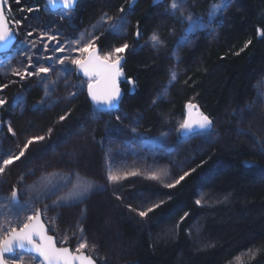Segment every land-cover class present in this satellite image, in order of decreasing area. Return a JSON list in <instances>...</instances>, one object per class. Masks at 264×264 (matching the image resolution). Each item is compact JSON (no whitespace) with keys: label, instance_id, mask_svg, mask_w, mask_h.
Segmentation results:
<instances>
[{"label":"trees","instance_id":"1","mask_svg":"<svg viewBox=\"0 0 264 264\" xmlns=\"http://www.w3.org/2000/svg\"><path fill=\"white\" fill-rule=\"evenodd\" d=\"M217 2L187 0L184 7L204 14ZM227 2L220 17L214 19V32L198 28L184 41H180L186 26L181 9L172 14L167 7L163 12L157 0H79L74 26L68 27L77 37H99L95 44L101 54L127 44L120 54L126 56L122 109L127 116L138 117L139 128L147 133H160L166 127L177 133L189 101L197 103L214 124L233 121L234 111L254 99L256 84L264 76V36L260 35L264 0ZM5 3L16 34L22 23L49 17L45 0ZM106 16L113 19L101 23ZM121 18L123 29L110 31L109 24ZM12 19L22 23L12 24ZM154 33L162 41L160 45L143 42ZM75 56L81 54L77 51ZM174 67L177 79L161 95ZM52 70L64 72L59 77L51 72L61 99L49 100V92L46 96L34 76L21 79L12 70L0 71V86L7 85L2 87L7 103L0 107L3 132H7L4 139L21 150L32 137H45L29 146L24 157L1 176L10 189L17 186L22 192V181L35 173L36 178L47 170L66 175L53 183V190L44 188L34 205L42 209L59 241L67 237V244L75 247L82 228L89 246L104 252L106 264H264V145L257 147L250 138L238 139L230 127L223 141L192 151L190 174L175 187H159L139 177L114 185L108 179L102 147L105 118L88 98V80L75 66H54ZM70 92L76 95L69 96ZM61 116L66 119L61 121ZM257 120L264 131V120ZM7 122L14 136L8 132ZM179 135L185 137L182 132ZM84 179L93 186L86 194L67 190L72 184H83ZM66 195L73 198L54 203ZM154 204L160 207L147 217L138 215ZM49 206L54 222H49V210L46 213ZM257 249L259 253L252 259Z\"/></svg>","mask_w":264,"mask_h":264},{"label":"rangeland","instance_id":"2","mask_svg":"<svg viewBox=\"0 0 264 264\" xmlns=\"http://www.w3.org/2000/svg\"><path fill=\"white\" fill-rule=\"evenodd\" d=\"M171 0H165L163 3H160V9L165 12V9L168 7ZM228 0H225V4L227 5ZM227 2V3H226ZM187 0H184V5L181 8V18L186 23L184 27V31L180 36V41H184L188 39L194 31H189V24L185 21V17L191 15L193 19L198 17L203 19V23L205 27L203 29L212 30L214 32V20L211 23L208 22L207 13H201L193 8H187L186 6ZM48 9V7L46 6ZM224 10V9H223ZM209 11V10H208ZM223 12V11H222ZM221 12V13H222ZM221 13L217 16L220 17ZM47 14H49L48 18H43V21H33L29 20L26 23H22V30L19 31L17 35V42L13 46L10 52L6 54L0 55V71L4 70H23L28 65L27 56L30 55L33 58V64L43 63L45 66L53 63L52 61L39 60L37 61V55L40 56H65L71 55L75 56L77 51H71L70 41H75L80 38L77 37V34L74 30L69 29L68 26H74L75 23V13L74 10H60L58 12H51L49 9L47 10ZM37 20L40 19L39 16H35ZM216 19V18H215ZM198 29V28H197ZM196 29V30H197ZM195 30V31H196ZM31 32L32 35H28ZM41 33H44V36H41ZM56 37V39H49V37ZM152 37V36H151ZM87 38L85 37V40ZM149 41L150 44L151 38L143 41L144 43ZM45 45H47V51H45ZM153 45V44H152ZM76 45H74L75 47ZM64 47L65 52H55L54 50ZM125 52V51H124ZM123 52V53H124ZM75 53V54H74ZM107 53V52H106ZM27 54V55H26ZM105 53H102L103 55ZM59 67L62 69H68L72 65L68 62H65L64 65L54 64L53 67ZM29 71L31 69L29 68ZM172 72L176 73L175 67L171 69ZM52 72H57V76L64 75L62 70H56ZM50 80H55L54 74H50ZM67 76L68 73L65 72ZM49 76V75H48ZM38 78L40 84L44 86V83L47 82V78ZM48 85V84H47ZM49 100L56 98L61 99L58 94L55 93L56 84L52 85L49 83ZM3 88H0V99H3ZM55 99V100H56ZM63 99V98H62ZM48 103V102H46ZM234 119L233 121L227 122L225 125L222 123H215L211 130L205 131L201 134H184L185 137H180L179 132L176 133L177 130H174L171 127H166V129L160 133H147L141 130L140 127V119L138 117L127 116V113L120 106L117 110L111 111H101V117L105 118L104 126L105 128V136L102 141L103 153H104V161L107 168L113 172H137V175H129L127 178L121 179L119 182H115L114 185L118 183H131L134 178H143L149 179L153 182H156L159 187H166L165 185L168 183H174L176 179H178L179 175L184 174L190 168V158L192 156L193 150H200L202 148L211 147L213 144L217 142H221L226 138V134L231 131L230 127H232V131L234 135L238 139L242 138H250L257 147H262L264 145V134L262 128L258 126V118L264 120V76L256 84V92L254 99L243 106L234 111L233 113ZM100 116L99 114L97 115ZM119 116L120 119L117 120L116 117ZM124 118H128V121L125 122ZM256 118V119H255ZM10 123L7 122V127ZM224 125V126H223ZM135 129V132L132 131ZM179 129V128H178ZM264 130V129H263ZM183 133V132H182ZM7 132H3L1 134L0 139V159H6L9 154H18L20 149L13 147L9 139L5 140V135ZM57 147H59L56 144ZM43 169H49L47 167ZM174 170L178 171V174L174 173ZM155 172L161 175L160 180L150 179V175ZM66 176L63 172L56 171H42L39 173L38 178H36V173L31 175L30 177L24 179L22 181V192H20V205H35L37 201L38 194L42 192L44 188L49 190H53V183L57 181H62V177ZM34 178V179H31ZM78 182H83L79 177L75 178ZM85 181L88 179H84V183H79L80 187H73V184L68 186L67 190L69 192L80 193L81 189L87 185ZM38 182H41L37 185ZM7 182L3 179L0 174V206L7 203L5 198L10 197V193L12 189H10ZM20 190V189H19ZM26 192V194H25ZM28 192V193H27ZM55 204L53 203L54 206ZM53 208L49 206V209L46 210V213L49 210V222L50 219L52 222L53 219L50 216ZM17 209L14 208L13 212H16ZM4 209L0 207V219L3 218L2 213ZM53 212V211H52ZM55 213L53 212V216ZM48 216V215H47ZM11 218V214L9 215ZM88 251L94 253L96 258L100 261L101 264H106L105 262L108 258L103 253H98L97 250L90 247ZM104 254V255H103ZM31 256L29 257L25 255V264L31 260ZM33 264H39V261L33 262Z\"/></svg>","mask_w":264,"mask_h":264},{"label":"snow or ice","instance_id":"3","mask_svg":"<svg viewBox=\"0 0 264 264\" xmlns=\"http://www.w3.org/2000/svg\"><path fill=\"white\" fill-rule=\"evenodd\" d=\"M14 2L19 3V0H14ZM52 2L53 0H49V3ZM62 2L67 8L71 9L75 6L76 0H62ZM183 5L184 0H171L169 10L172 14H175V12L180 10ZM225 7L226 4L224 0H219V2L211 5L207 13L208 22L211 23V21L214 20ZM7 8L9 11L11 10L10 5H8ZM5 11V0H0V43L6 44V42L12 37L13 30L9 25L10 18L6 16ZM27 11H32V9L29 8ZM120 11L123 12V9L121 8ZM112 19V17H102L101 23H107ZM184 19L189 24L190 32L195 31L197 28L205 27L203 19L200 17L193 19L191 15H188ZM11 23L19 25L22 21L12 19ZM123 27V18L115 24H109L110 31H120ZM28 35H32V33L29 32ZM44 35V33H41V36ZM136 35L139 36L138 31ZM260 35L264 36V31H261ZM98 38L99 37H93L85 40L84 35L81 34L79 39L69 42L72 45H80L78 48L72 47L70 49V52L78 51L81 54L80 57H72L70 54L65 56L37 55V61L45 60L53 62L48 64V66H45L43 63L33 64L32 56L28 55L27 67L23 70L13 69L12 72L14 75L20 76L21 79L31 76H37L43 79L47 78L52 72L54 64L58 63L60 65H64L65 62L68 61L69 63L76 65L80 72L88 78L87 92L91 97V100L98 106L103 104L111 109L115 107L120 100V88L117 83L118 78L123 75L120 68L122 60V56L120 54L128 48V45L123 44L121 47H117L114 50L101 55L95 44V40ZM49 39H56V37H49ZM81 41H84V43L81 44ZM151 42L154 47L162 43L158 35L155 33L151 37ZM250 43L251 41L249 40L245 44V47H247V44ZM44 47L45 51H47V45ZM54 51L63 53L65 52V48L59 47ZM29 68L31 71H29ZM176 79V73L172 72L170 74L169 85L163 89L161 95L167 94L168 87ZM49 83L55 85L57 81L50 80ZM2 87H7V85L0 86V88ZM43 87L45 95L47 96L49 92L48 85L45 84ZM75 95L76 93H69V96ZM153 102L155 103V101ZM6 103L7 101L5 99H0V107ZM17 103L19 105L21 101L18 100ZM41 103H43V101H41ZM185 107L187 110V117L179 124V131L198 135L211 129L213 121L208 115L200 110L199 105L189 101ZM65 119L66 116L60 117L61 121ZM116 119L119 120L120 117L117 116ZM7 130L13 136L15 135V132L10 124L8 125ZM132 131L135 132V129H132ZM44 139V136H34L26 141L18 154H9L6 159H0V174H3L6 168L24 157L29 146ZM192 171H195V169ZM137 174V172H113L109 170L108 179L111 182H119L121 179L127 178L129 175L134 176ZM189 174V172H185L183 175L179 176L174 183H168L165 186L168 188L175 187ZM149 178L153 180H160L161 175L153 172ZM75 187L79 188L80 185H76ZM92 187L93 186L91 184H87L81 189L79 195L86 194L92 189ZM71 198L73 197H69L67 195L65 197H59L54 201V203L59 204L64 199ZM5 199L8 202L0 206L4 209V212L2 213L3 218L0 219V264H25V255L29 253L33 255L31 256V260L28 264H33L35 261H39V264H96V259L88 251L89 244L86 237L83 236L82 228L78 229L81 236L74 249L67 246H58V243L67 244L68 238L64 237L58 242L54 235H49V229L45 221L42 219L43 212L40 208H37L34 205L21 206L20 193L15 187L12 189L10 197ZM117 199H119V197H117ZM196 203L200 204L201 200H197ZM158 207H160V204H154L146 210L139 211L138 215L141 217H147L150 212L154 211V209ZM14 208L17 209L16 212H13ZM129 208L131 209V206H129ZM131 210L136 211V209ZM10 214L11 218H9ZM181 219H183V217ZM249 252L251 253L252 250L250 249ZM258 253L259 249H257L255 253H252L251 258L255 259V256Z\"/></svg>","mask_w":264,"mask_h":264},{"label":"water","instance_id":"4","mask_svg":"<svg viewBox=\"0 0 264 264\" xmlns=\"http://www.w3.org/2000/svg\"><path fill=\"white\" fill-rule=\"evenodd\" d=\"M45 2H46V6L49 8V10H50L51 12H58V11H60V10H62V9H64V10H75L76 7H77V4H78V2H79V0H76L75 6H74L73 8H71V9L67 8V7L63 4L62 0H53L52 3H49V0H45ZM5 14H6V11H5ZM6 16H7V15H6ZM9 25H10V23H9ZM10 27H11V25H10ZM11 28H12V27H11ZM12 30H13V35H12V37L9 39V41H7L6 44H5V43H0V55H2V54H6V53L10 52L11 49L13 48V46L16 44V41H17L16 32H15V29H14V28H12ZM98 50H99V48H98ZM99 52H100V50H99ZM100 54H101V53H100ZM121 56H122V60H121L120 68H121V70H122V72H123V75L120 76V77L118 78V80H117L118 86H119V88H120V100H119L118 104H117L115 107L111 108V109H109L108 106L103 105V104H101V105L98 106L94 101L91 100V97L89 96V94H88V92H87L88 98H89L90 102L92 103V105H93L95 108H97V109H99V110H101V111L117 110V109L120 108L121 103H122V101H123V98H124L125 92H124V90H123V88H122V86H121V82L124 81V80L126 79V73H125V70H124V64H125L126 56H125V55H121ZM76 72H77L80 76H82L84 79L88 80V78L85 77V76L82 74V72H80V70L78 69V67L76 68ZM130 82L132 83L133 81L130 80ZM131 92H134V86H133V83H132V89H131ZM193 103H194V104H197V103H195V102H193ZM197 105H198V104H197ZM186 117H187V116H186ZM210 119H211V118H210ZM211 120H212V119H211ZM212 121H213V120H212ZM213 126H214V122H213V124H212L211 129L213 128ZM211 129H210V130H211ZM2 131H3V120H2V114H0V135H1ZM183 134H190V133L183 132ZM15 188L19 190V188H18L17 186H15ZM40 209H41V208H40ZM41 210H42V209H41ZM42 212H43V211H42ZM42 219L44 220L43 215H42ZM44 221H45V220H44ZM45 223H46V222H45ZM46 225H47V224H46ZM47 227H48V226H47ZM48 229H49V228H48ZM49 235H54V234H50V233H49ZM54 236H55V235H54ZM55 237H56V236H55ZM56 238H57V237H56ZM67 247H69V246H67ZM96 264H99V262H98L97 260H96ZM126 264H133V263L129 262V263H126Z\"/></svg>","mask_w":264,"mask_h":264},{"label":"flooded vegetation","instance_id":"5","mask_svg":"<svg viewBox=\"0 0 264 264\" xmlns=\"http://www.w3.org/2000/svg\"><path fill=\"white\" fill-rule=\"evenodd\" d=\"M157 1H159V0H157ZM20 191V190H19ZM49 233L50 234H53V233H51V231H50V229H49ZM56 236V235H55ZM57 237V236H56ZM57 241L59 242V239H58V237H57ZM58 246H69L70 248H75V247H73V246H71V245H68V244H60V243H58ZM89 253L90 254H92L90 251H89ZM30 255H33V254H31V253H29V254H27V256L29 257ZM93 255V254H92ZM94 256V255H93ZM94 258L99 262V264H101L100 263V261L94 256ZM26 264H28V262L26 263Z\"/></svg>","mask_w":264,"mask_h":264},{"label":"bare ground","instance_id":"6","mask_svg":"<svg viewBox=\"0 0 264 264\" xmlns=\"http://www.w3.org/2000/svg\"><path fill=\"white\" fill-rule=\"evenodd\" d=\"M126 264V263H125Z\"/></svg>","mask_w":264,"mask_h":264}]
</instances>
